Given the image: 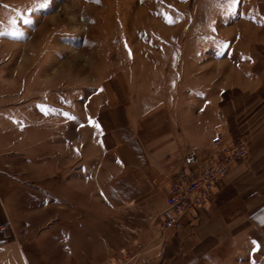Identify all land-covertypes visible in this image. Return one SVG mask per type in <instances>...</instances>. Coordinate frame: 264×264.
Returning a JSON list of instances; mask_svg holds the SVG:
<instances>
[{
	"label": "rangeland",
	"instance_id": "374dc122",
	"mask_svg": "<svg viewBox=\"0 0 264 264\" xmlns=\"http://www.w3.org/2000/svg\"><path fill=\"white\" fill-rule=\"evenodd\" d=\"M42 2L0 0V92L8 78V90L29 102L8 111L25 122L46 119L29 128L28 144L40 140L31 145L36 150L24 148L44 159L40 175L27 180L36 200L21 192V181L9 182L25 161L0 137V188L15 191H4L11 214L30 219L10 234L22 241L30 264H106L130 244L164 239L156 226L165 205L156 204L163 192L140 180L136 165L120 172L116 153L102 154L103 145L114 144L101 137L103 128L123 134L128 124L148 123L146 108L185 95L176 89L174 66L195 64L190 58L210 43L200 36L225 31V23H234L232 32L257 33L244 18L262 23L261 1L48 0L38 7ZM13 29L23 34L13 36Z\"/></svg>",
	"mask_w": 264,
	"mask_h": 264
},
{
	"label": "crops",
	"instance_id": "0c3cea01",
	"mask_svg": "<svg viewBox=\"0 0 264 264\" xmlns=\"http://www.w3.org/2000/svg\"><path fill=\"white\" fill-rule=\"evenodd\" d=\"M260 1L262 23L244 18L257 33L232 32L234 23H225V31L221 27V32L200 36L201 41L210 43L201 44L197 57L190 58L195 64L174 66L180 82L176 89L181 86L185 95L179 97L177 92L178 97L146 108L141 115L149 117L148 123L142 121L136 128L128 124L123 134L116 136L113 127L103 128L101 137H111L114 144L103 145L102 154L116 153L120 172L136 165L140 180L147 178L153 189L163 192V196L156 193V204L161 206L166 203L169 163L179 162L191 152H209L217 131L225 132L229 140L243 136L249 142L247 159L232 165L216 186L211 204L201 209L197 218L186 222L180 231L165 235V244L150 257L152 264H264V0ZM195 75H199L197 82L190 83ZM5 80L0 92V125L4 127L0 137L8 138L7 149L25 161L22 174L10 175L9 182L21 181V192L27 191L29 200H36L27 180L40 175L44 159L40 153L31 158L24 148L36 150L31 145L37 146L40 140L28 144V138L32 139L29 128L41 126L46 119L25 122L9 112L14 106L24 110L29 102L22 101L20 90H8L12 81ZM138 110L133 111L135 117ZM129 115L127 112L131 121L133 115ZM4 191L14 190L0 188V264H30L19 247L22 241L10 234L20 232L30 219L27 216L21 222L19 212L18 219L11 214ZM151 191L145 200L150 199ZM17 199L23 203L21 197ZM40 207L33 210L40 211Z\"/></svg>",
	"mask_w": 264,
	"mask_h": 264
},
{
	"label": "built area",
	"instance_id": "2783aa9c",
	"mask_svg": "<svg viewBox=\"0 0 264 264\" xmlns=\"http://www.w3.org/2000/svg\"><path fill=\"white\" fill-rule=\"evenodd\" d=\"M248 155L245 137L229 140L225 132L217 131L209 152H191L181 161L169 163L166 203L156 226L162 236L180 231L186 222L197 218L200 210L211 204L216 186L232 165ZM162 241L130 244L118 256L110 255L106 264H152L150 256Z\"/></svg>",
	"mask_w": 264,
	"mask_h": 264
},
{
	"label": "snow or ice",
	"instance_id": "6c2138e0",
	"mask_svg": "<svg viewBox=\"0 0 264 264\" xmlns=\"http://www.w3.org/2000/svg\"><path fill=\"white\" fill-rule=\"evenodd\" d=\"M47 6H48V0H43V2L38 5V7H40V8H44V7H47ZM25 22L27 23L28 21H25ZM14 23H15V21H14ZM11 34L13 36H19V35H22L23 33L20 32L19 30L13 29ZM257 247H258V245H257Z\"/></svg>",
	"mask_w": 264,
	"mask_h": 264
}]
</instances>
